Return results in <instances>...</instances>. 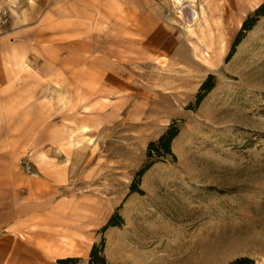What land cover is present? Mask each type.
<instances>
[{"label": "rangeland", "instance_id": "1", "mask_svg": "<svg viewBox=\"0 0 264 264\" xmlns=\"http://www.w3.org/2000/svg\"><path fill=\"white\" fill-rule=\"evenodd\" d=\"M263 3L0 0V177L60 181L78 264H264Z\"/></svg>", "mask_w": 264, "mask_h": 264}, {"label": "crops", "instance_id": "2", "mask_svg": "<svg viewBox=\"0 0 264 264\" xmlns=\"http://www.w3.org/2000/svg\"><path fill=\"white\" fill-rule=\"evenodd\" d=\"M1 170L10 173L0 177V206L8 216L7 229L0 221V264H52L62 257L85 256V230L64 219V212L60 215V181L25 179L16 166Z\"/></svg>", "mask_w": 264, "mask_h": 264}, {"label": "trees", "instance_id": "3", "mask_svg": "<svg viewBox=\"0 0 264 264\" xmlns=\"http://www.w3.org/2000/svg\"><path fill=\"white\" fill-rule=\"evenodd\" d=\"M264 11V3L260 5L254 12L255 15L262 14ZM250 18H247L240 30L239 33H243L244 31L248 30L250 28ZM239 39L234 41V46L237 45ZM212 76H209V78L201 85L200 91H208L211 89V85H208L209 79H211ZM203 94L198 95V101L202 97ZM178 128L170 125L166 131L157 139V141L150 142L148 145V157H159L163 154H169L172 155L170 144L173 138L177 135ZM152 164V161H150L147 165L144 166L139 172L138 175L142 174L150 165ZM103 249V241L100 243V245L94 244L91 247V250L89 252V261L88 264H105L104 257L101 255ZM79 258L77 257H62L55 260L53 264H78ZM242 259H236L233 262L229 264H241Z\"/></svg>", "mask_w": 264, "mask_h": 264}, {"label": "built area", "instance_id": "4", "mask_svg": "<svg viewBox=\"0 0 264 264\" xmlns=\"http://www.w3.org/2000/svg\"><path fill=\"white\" fill-rule=\"evenodd\" d=\"M24 170H25V172H26L27 174H30V175L33 176V177L36 176V174H35L34 172H32L31 167H30L29 165H26V166L24 167Z\"/></svg>", "mask_w": 264, "mask_h": 264}, {"label": "bare ground", "instance_id": "5", "mask_svg": "<svg viewBox=\"0 0 264 264\" xmlns=\"http://www.w3.org/2000/svg\"><path fill=\"white\" fill-rule=\"evenodd\" d=\"M192 4V3H191Z\"/></svg>", "mask_w": 264, "mask_h": 264}]
</instances>
